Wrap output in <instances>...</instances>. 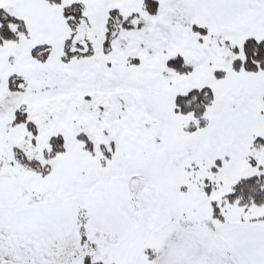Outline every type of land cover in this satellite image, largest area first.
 Here are the masks:
<instances>
[{"label": "snow or ice", "instance_id": "6c2138e0", "mask_svg": "<svg viewBox=\"0 0 264 264\" xmlns=\"http://www.w3.org/2000/svg\"><path fill=\"white\" fill-rule=\"evenodd\" d=\"M0 264H264V0H0Z\"/></svg>", "mask_w": 264, "mask_h": 264}]
</instances>
